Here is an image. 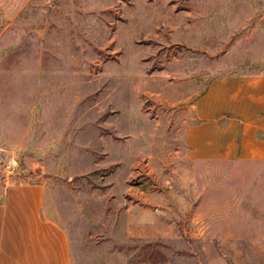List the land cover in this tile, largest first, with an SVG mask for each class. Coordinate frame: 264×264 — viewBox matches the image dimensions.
Listing matches in <instances>:
<instances>
[{
  "label": "rangeland",
  "instance_id": "374dc122",
  "mask_svg": "<svg viewBox=\"0 0 264 264\" xmlns=\"http://www.w3.org/2000/svg\"><path fill=\"white\" fill-rule=\"evenodd\" d=\"M229 75H264V0H0V204L41 185L72 264H264V163L191 156Z\"/></svg>",
  "mask_w": 264,
  "mask_h": 264
},
{
  "label": "crops",
  "instance_id": "0c3cea01",
  "mask_svg": "<svg viewBox=\"0 0 264 264\" xmlns=\"http://www.w3.org/2000/svg\"><path fill=\"white\" fill-rule=\"evenodd\" d=\"M193 159L264 163V75L213 80L194 104ZM44 190L16 184L0 204V264H72L64 230L44 216Z\"/></svg>",
  "mask_w": 264,
  "mask_h": 264
}]
</instances>
